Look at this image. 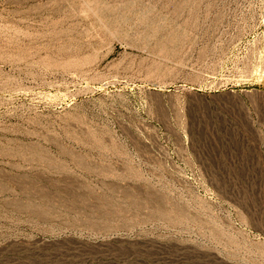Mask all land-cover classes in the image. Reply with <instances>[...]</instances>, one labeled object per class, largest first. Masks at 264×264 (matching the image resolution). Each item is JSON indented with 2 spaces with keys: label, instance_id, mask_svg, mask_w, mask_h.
Returning <instances> with one entry per match:
<instances>
[{
  "label": "rangeland",
  "instance_id": "obj_1",
  "mask_svg": "<svg viewBox=\"0 0 264 264\" xmlns=\"http://www.w3.org/2000/svg\"><path fill=\"white\" fill-rule=\"evenodd\" d=\"M0 127V264H264V0H0Z\"/></svg>",
  "mask_w": 264,
  "mask_h": 264
},
{
  "label": "bare ground",
  "instance_id": "obj_2",
  "mask_svg": "<svg viewBox=\"0 0 264 264\" xmlns=\"http://www.w3.org/2000/svg\"><path fill=\"white\" fill-rule=\"evenodd\" d=\"M131 48V47H130ZM126 54L125 55H122V56H126V55H128V53L127 52H125ZM115 54V48L114 47H112V48H110L109 50H107V52L105 53V54H103L102 56V59H101V61H106V60H109L113 55ZM99 57V56H98ZM126 58H128V57H126ZM113 60V59H112ZM118 61V60H117ZM116 61V62H117ZM124 61V60H123ZM30 62V61H29ZM125 62V61H124ZM129 62V61H128ZM135 62V61H134ZM100 63V62H99ZM114 63V62H113ZM112 63V64H113ZM127 63V62H126ZM115 64V63H114ZM2 65V64H1ZM115 65H117V64H115ZM120 66V65H119ZM118 67V66H117ZM124 68V67H123ZM127 68H129V67H127ZM122 69V68H121ZM125 70H126V68H125ZM122 71V70H121ZM148 79V78H147ZM146 81V80H145ZM151 85V84H150ZM157 85V84H156ZM34 121V120H33ZM30 122V121H29ZM32 122V121H31ZM35 122V121H34ZM33 122V123H34ZM18 124V123H17ZM41 126V125H40ZM19 127V126H18ZM1 128V127H0ZM5 128V127H4ZM3 128V130H5ZM38 128V127H37ZM7 129V128H6ZM32 129V128H31ZM44 129V128H43ZM18 131V130H17ZM31 131V130H30ZM20 132V131H19ZM27 132V131H26ZM12 133V132H11ZM15 133V132H14ZM9 136V135H8ZM16 136V135H15ZM5 137V136H4ZM14 137V136H13ZM5 139H6V137H5ZM12 139V138H11ZM15 139V138H14ZM20 139V138H19ZM13 140V139H12ZM10 141V140H9ZM0 142H1V139H0ZM8 142V141H7ZM16 142V141H15ZM19 142V141H18ZM25 142V141H24ZM10 143H11V141H10ZM21 143V142H20ZM4 145H5V143H4ZM22 145V144H21ZM27 146V145H26ZM33 146V145H32ZM5 147V146H4ZM15 147V146H14ZM18 147H19V145H18ZM30 147V146H29ZM8 148V147H7ZM21 148V147H20ZM24 148V147H23ZM27 148V147H26ZM16 149H17V146H16ZM20 150V149H19ZM26 150V149H25ZM4 151V150H3ZM11 151V150H10ZM15 151V150H14ZM21 151V150H20ZM1 152V151H0ZM6 152V151H5ZM5 152H4V155H5ZM8 152H9V148H8ZM7 153V152H6ZM10 153V152H9ZM12 153H13V151H12ZM17 154V153H16ZM22 154V153H21ZM20 154V155H21ZM26 155V154H25ZM16 156V155H15ZM7 157V156H6ZM25 159V158H24ZM29 160V159H28ZM16 165V164H15ZM18 167V166H17ZM32 167V166H31ZM2 178V177H1ZM1 183V182H0Z\"/></svg>",
  "mask_w": 264,
  "mask_h": 264
}]
</instances>
